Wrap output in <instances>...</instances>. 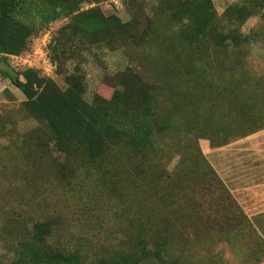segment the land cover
<instances>
[{"label":"trees","instance_id":"16d2710c","mask_svg":"<svg viewBox=\"0 0 264 264\" xmlns=\"http://www.w3.org/2000/svg\"><path fill=\"white\" fill-rule=\"evenodd\" d=\"M104 1L109 0H0V62L9 66H0L4 83L0 92L7 86L20 89L25 99L18 108L19 116L38 123L23 139L42 161L48 159L57 178L88 187L94 172L100 184L87 192L99 204L98 209L103 200L114 211V205H121L126 215L119 221L114 218L116 224L99 216L94 222L87 215L84 233L69 231L64 236L66 243H54V234L60 231L57 218L30 222L17 212L20 236L11 240L2 236L8 263L188 264L178 250L183 242L192 236L203 241L223 232L230 243L238 238L244 246L246 251L238 260L264 264V213L250 219L204 157L185 160L184 168L172 171L161 163L163 137L180 125L178 115L191 119L192 109L203 107L208 93L221 96L224 90L232 96L233 114L221 112L228 119L225 125L249 126L252 131L264 128V81L237 65L251 53L255 36L242 27L250 18L264 15V0L229 2L221 12L215 0H158L159 10L178 25L184 45L179 49L161 38L160 57L164 53L165 59L160 64V82L127 66L114 74L106 72L89 101L83 68L86 51L140 47L160 36L155 19L148 14L147 0H120L131 13L128 21L116 13L107 14L101 6ZM86 3L95 5L85 7ZM48 30L53 33L49 53L55 74L63 77L66 87L36 68L11 67L8 62L10 54L30 56L37 39ZM213 54L234 59H227L223 72L233 76L229 85L201 84L194 97L183 89L177 93L179 103H172L179 76L210 79L208 62ZM70 61H75L72 69ZM7 124L0 113L3 135L8 132ZM182 188H189L187 197L194 209L188 236L175 222H154L153 212L141 215L147 191L159 193L161 201L169 203ZM213 259L215 264H238L217 255Z\"/></svg>","mask_w":264,"mask_h":264},{"label":"rangeland","instance_id":"374dc122","mask_svg":"<svg viewBox=\"0 0 264 264\" xmlns=\"http://www.w3.org/2000/svg\"><path fill=\"white\" fill-rule=\"evenodd\" d=\"M215 1L221 12L226 4L238 0ZM89 5L93 6L95 3ZM101 6L107 14L116 13L125 21L131 18V13L114 1H104ZM147 11L155 19L160 36L150 39L140 47L122 45L116 51L98 47L94 49L95 51L84 53L83 68L87 73L85 95L87 100L93 99L97 89L96 83L99 80L102 81L106 72L114 74L124 70L127 66L134 67L151 81L160 82V64L165 59L164 53L160 57V52H163V47L160 48L161 38L169 45L179 49L183 48V39L177 34L178 25L172 23L168 14L159 10L158 0H147ZM242 31H254L255 36L251 43V53L237 65L244 67L249 74L262 77L264 81V15L250 18L243 25ZM247 47L248 45L242 46L243 49ZM227 59L229 58L218 54L212 55L208 62L210 79L206 80L199 76L195 80L191 74L184 77L179 76L178 82L175 83V94L186 89L190 97H194L196 92L198 96L200 85H209L211 81L214 85H229L233 76L223 73L226 70L225 65L228 64ZM233 61L234 59L232 61L229 59V62ZM74 64L75 61H70L69 68L72 69ZM0 66L9 69L8 64L3 61L0 62ZM54 78L62 87H66L62 76L55 74ZM3 85L4 83L0 81V86ZM206 95L207 100L204 101L207 103L203 107L192 109L191 119L188 117L184 119L182 115H178L180 125L171 135L163 137L161 163L172 171L178 167L184 168L185 160L193 162L194 159L201 160L204 157L210 163L213 162L218 176L231 191L234 190L232 192L242 209L250 219H253L256 215L264 213V205L260 202L264 200V185L259 186L264 181V161L255 162L257 158L255 153H258V149L264 159V140L250 138L257 130L252 131L249 126L225 125L228 119L224 117V114L234 112L235 108L233 98L229 93L223 90L221 96L210 93ZM177 96L178 94L175 97L176 101L172 102L175 105L179 103ZM182 97L185 98L186 95ZM24 99L22 91L14 86H7L6 90L0 92V113L8 122L7 134L3 135L0 132V264H9L2 236L9 237L11 240L21 234L20 224L15 220L17 212L30 222L38 218H57L60 231L55 232L54 243L60 240L66 243L68 240L65 241L64 236L69 231L84 233L88 228L86 223H89L87 215L94 222L99 216L111 224L117 223L114 218L119 221L122 216L126 217L125 209L121 205L117 207L114 205V208H117L114 211L102 200L101 208L98 209L99 204L96 205L91 199L93 196L88 195V190L95 189L96 183L100 184L94 172L87 180L88 187H78L75 182L70 184L69 180L57 178L50 169L48 159L42 161L34 152L36 149L29 148V143L23 139V135L36 127L38 123L33 119H22L19 116L18 108ZM222 111L225 113H221ZM197 120L201 121L200 125L188 124L198 122ZM261 126L263 125H259ZM245 128L248 132H245ZM247 137L249 139L245 140ZM192 174L195 176L194 170L191 171ZM254 174L259 179L258 185L248 189L246 187L248 175H251L253 180ZM196 176L198 178V175ZM188 192H190L189 188H182L181 193L172 202L163 203L159 193L147 191L145 209L141 211V215L147 216L153 212L156 215L154 222L158 220L175 222L188 236L194 215V209L187 197ZM105 200L108 199L105 198ZM227 235L223 232L215 233L212 238L203 241H196L194 240L196 236H192L182 245L178 244L180 245L178 250L182 253L184 262L188 264H215L216 259L213 257L216 255L221 256L223 260L247 264L237 259L239 254L246 251L244 246L238 238L230 243Z\"/></svg>","mask_w":264,"mask_h":264},{"label":"built area","instance_id":"2783aa9c","mask_svg":"<svg viewBox=\"0 0 264 264\" xmlns=\"http://www.w3.org/2000/svg\"><path fill=\"white\" fill-rule=\"evenodd\" d=\"M120 4V0H115ZM91 5L86 4L85 7ZM53 33L51 30L44 32L36 41L30 56H22L17 54L8 55L9 65L26 66L36 68L42 75L54 76L56 65L52 61L49 53V45L52 42Z\"/></svg>","mask_w":264,"mask_h":264},{"label":"crops","instance_id":"0c3cea01","mask_svg":"<svg viewBox=\"0 0 264 264\" xmlns=\"http://www.w3.org/2000/svg\"><path fill=\"white\" fill-rule=\"evenodd\" d=\"M100 80H99V82H97L96 84H97V87L99 86V84H100ZM250 138H253V140H258V139H261V140H264V129H259V130H257L256 132H254L252 135H251V137ZM249 139V137H247L245 140H248ZM255 155H256V160H255V162H259V160H263L264 161V159L262 158V155H261V153L259 152V149H258V153H255ZM258 155V156H257ZM212 163V165L214 166V164H213V162H211ZM215 167V166H214ZM215 169H216V167H215ZM218 171V170H217ZM258 182H259V179L256 177V175L254 174V177H253V180H252V178H251V175H248V185L246 186V187H248V189H250V188H254L256 185H258ZM262 185H264V181L262 182V183H260L259 184V186H262ZM232 191L234 192V190L232 189ZM257 202H259V201H257ZM260 202H262L263 203V205H264V200H260ZM252 203V202H251ZM249 206H251L250 205V203H247ZM253 204H255V203H253Z\"/></svg>","mask_w":264,"mask_h":264}]
</instances>
